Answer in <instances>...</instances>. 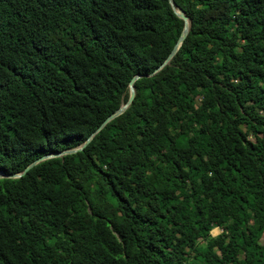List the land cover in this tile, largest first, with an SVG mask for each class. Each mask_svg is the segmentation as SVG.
I'll list each match as a JSON object with an SVG mask.
<instances>
[{"label": "trees", "instance_id": "trees-1", "mask_svg": "<svg viewBox=\"0 0 264 264\" xmlns=\"http://www.w3.org/2000/svg\"><path fill=\"white\" fill-rule=\"evenodd\" d=\"M0 0V264H264V0ZM219 227L216 234L213 227Z\"/></svg>", "mask_w": 264, "mask_h": 264}, {"label": "water", "instance_id": "water-1", "mask_svg": "<svg viewBox=\"0 0 264 264\" xmlns=\"http://www.w3.org/2000/svg\"><path fill=\"white\" fill-rule=\"evenodd\" d=\"M175 13L183 18L184 20V23H183V26H182V29L174 43V45L172 46L170 52L168 53V55L165 57V59L153 70V71H156L158 70L159 68H161L164 64L168 63L169 60L171 59V57L175 54V52L177 51L179 45L181 44V42L183 41L184 37L186 36L187 32H188V29H189V25H190V22H189V16L185 13V11L180 7V6H177L175 4V1L174 0H169ZM140 74L136 73L132 76L131 80L129 81V95H128V98L122 102V104L117 107L115 110H113L110 114H108L104 120L97 126V128H95V130H93L88 136L87 138L82 142L80 143L79 145L77 146H73V147H70V148H65V149H61V150H55V151H52V152H46V153H43L42 155L38 156L37 158L33 159L31 162H29L24 168L22 171H19V172H14V173H4L3 171L0 170V177L2 176H11V177H15V176H18L22 173H24L26 170H28L31 166H33L34 164L46 159V158H49V157H53V156H61L63 154H66V153H70V152H74V151H77L79 149H82L90 140L91 138L93 137V135L107 122L109 121L110 119H112L113 117H115L116 115L120 114L121 112H123L125 110V108L130 104V102L132 101L134 95H135V87H134V84H133V81L139 76Z\"/></svg>", "mask_w": 264, "mask_h": 264}, {"label": "rangeland", "instance_id": "rangeland-1", "mask_svg": "<svg viewBox=\"0 0 264 264\" xmlns=\"http://www.w3.org/2000/svg\"><path fill=\"white\" fill-rule=\"evenodd\" d=\"M219 231H220V228L217 227V226H215V227H213V228L211 229V233H212V234H216V233H218Z\"/></svg>", "mask_w": 264, "mask_h": 264}]
</instances>
